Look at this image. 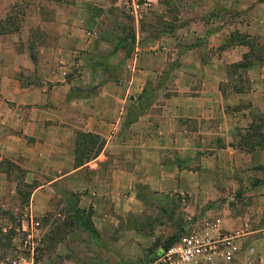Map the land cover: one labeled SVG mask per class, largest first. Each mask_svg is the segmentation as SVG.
I'll use <instances>...</instances> for the list:
<instances>
[{"label":"crops","instance_id":"0c3cea01","mask_svg":"<svg viewBox=\"0 0 264 264\" xmlns=\"http://www.w3.org/2000/svg\"><path fill=\"white\" fill-rule=\"evenodd\" d=\"M251 2L236 7L224 3L211 9L209 21L197 17L181 24L183 35L155 51L135 41L130 52L129 47L112 48L100 60L92 58L95 29L57 21L73 17L74 9L57 10L48 18L57 24V43L54 50L46 46L53 50L49 52L59 50L55 62L60 73H48L46 80L44 73H0V157L18 164L31 178L48 175L29 195L39 212L50 206L54 184L78 193L76 206L90 210L97 231L95 238H86L88 264H145L150 254L160 252L158 242L168 232L159 230L156 215L150 214L158 204L151 196L156 191L187 193L185 202L179 199L181 209H195L208 198L215 200L221 190L240 188L244 179L233 176L238 169L247 171L264 162V148L254 157L252 151L232 147L230 136L220 129L229 126L223 106L247 96L230 84L229 66L250 50L248 43L231 41L232 34L264 32V9L250 7ZM36 32L45 39L50 30L39 25ZM3 43L5 50H13L11 41ZM81 50L88 56H79ZM67 54H72L70 63ZM261 60L250 81L264 77ZM8 61L11 67H27L31 60L26 46L11 51ZM73 63L80 65L78 74L68 73ZM109 71L114 73L110 77ZM29 76L34 79L26 80ZM156 79L165 81L159 92L161 108L154 110L151 104L140 109L145 86ZM218 113L224 117L218 119ZM190 118L194 125L186 123ZM205 122L211 126L199 128ZM75 131L95 133L104 141L95 157L77 167ZM8 179L0 171V183ZM226 212L216 218L212 234L220 229L236 232L239 249L230 261L210 264H264V220L254 223L245 208ZM137 221L148 223L147 229Z\"/></svg>","mask_w":264,"mask_h":264},{"label":"rangeland","instance_id":"374dc122","mask_svg":"<svg viewBox=\"0 0 264 264\" xmlns=\"http://www.w3.org/2000/svg\"><path fill=\"white\" fill-rule=\"evenodd\" d=\"M248 1L0 0V26L15 27V30L0 32V73H44L45 80L48 73H60L61 69L55 62V57L60 56L59 50L55 49L54 52H49L54 50V44L57 43L58 28L57 24L49 21L48 18H53V13L57 10L74 9L73 14L71 13L73 17L65 19L64 16L61 17L58 14L57 17L60 16V18L57 21L68 24V20H70L71 25L95 29L97 47L91 55L92 58L100 60L110 54L113 51L112 48L118 47V44L121 43L129 47V52L131 44L135 41L138 42L140 48L155 51L164 46L166 41L177 40L180 34L183 35L182 31L185 30L179 29L181 24L188 23L189 20L197 17L209 21L212 18L211 9L223 7V4L228 2L231 6H237L247 4ZM251 3L250 7L264 9V0H252ZM39 25L49 27L50 32L45 39L36 32ZM262 33L260 35L235 31L232 34L231 41L239 40L248 43L250 50V53L247 52L246 60L249 62V67H234L232 64L229 66V73H232L230 84L235 90L247 94V96L239 98L235 103L224 105L225 117L221 113H218L219 118L217 117L218 119L224 117L229 125L220 128L222 132L230 136L231 140H228V143L236 149L254 152V157L259 153L257 150L264 148V77L261 79L251 78L250 81L249 75L259 72L257 64L260 61L258 59L263 60L264 58V32ZM130 35L134 36L133 42L129 40ZM24 38H30V40L24 41ZM4 40L11 41L12 49L16 52L26 46L31 60L27 67L21 64L11 67L8 64L10 52L13 50L10 52L5 50ZM116 41H118L117 44H115ZM43 43L45 46L50 44L53 50H49L50 46L40 45ZM88 54L82 50L78 53L81 57H87ZM66 57H69L70 63L72 54H67ZM70 65L68 73L78 74L80 65L74 66V63ZM113 74L112 71H109L108 76ZM33 79L34 77L29 76L26 80ZM255 80L258 87L254 86ZM163 85H165L163 79L147 83L144 93L139 99L140 109L142 107L149 108L151 104H154L152 107L154 110L161 108L163 100L159 92ZM78 93L79 91H74V94ZM187 120H189L186 121L189 126L196 122L194 118ZM210 124L205 122L199 128L205 129V126L210 127ZM205 145H208L207 142ZM262 153L264 154V149ZM21 170V172H12L8 180L0 183V264H13L12 261L19 257H24L25 264L90 263L91 260L85 258L88 254H84L87 249L86 238L89 235L73 223L72 214L75 204L69 194L72 191L54 184L53 191L49 192L50 206L39 212L35 206V199L32 200V205L29 203V198L27 203H19L15 184L17 181L27 179L37 186L47 179L48 175L39 174L38 177L31 178L33 176L26 175L23 168ZM246 170L242 169L240 172L238 169L233 174V176H240L239 178L244 179L241 185V187H245L244 190L241 187L232 191L231 189L221 190L215 200L208 198L204 204L196 206L195 209L193 207H188V210L181 209L183 206L179 204V199L182 198L185 202L188 199L187 193L177 196L172 189L168 191L163 189L152 194L151 196L158 204L153 205L150 214L156 215L155 225L159 230L164 229L168 232L166 239L158 242V246L163 248L171 240L187 234L214 235L212 229L217 225L213 224L217 222L216 218L219 216L227 215L225 209L232 211L245 208L254 223L263 222L264 162ZM20 189L24 190L25 188L20 186ZM167 199H176V201L164 202ZM182 214H186V217ZM137 224L145 230L148 227L146 222L137 221ZM217 231L220 234L229 232L221 229ZM261 247L264 252V239L261 241ZM150 256L149 260L155 255L150 254ZM251 264H255V262L253 261Z\"/></svg>","mask_w":264,"mask_h":264},{"label":"built area","instance_id":"2783aa9c","mask_svg":"<svg viewBox=\"0 0 264 264\" xmlns=\"http://www.w3.org/2000/svg\"><path fill=\"white\" fill-rule=\"evenodd\" d=\"M237 236L236 232L230 231L215 235H182L145 264H210L216 259L230 261L239 249V244L235 242ZM12 263L25 264L24 257Z\"/></svg>","mask_w":264,"mask_h":264},{"label":"trees","instance_id":"16d2710c","mask_svg":"<svg viewBox=\"0 0 264 264\" xmlns=\"http://www.w3.org/2000/svg\"><path fill=\"white\" fill-rule=\"evenodd\" d=\"M15 30V27H4L0 26V32L8 31V30ZM133 35H130V42H133ZM239 41V40H236ZM118 41L115 42L117 44ZM118 47L127 48L124 43L118 44ZM248 53L246 52L243 54L241 61L238 63H233L232 66L236 67H249V62H247ZM259 58L258 60H260ZM142 109V108H141ZM103 138L95 133H91L88 131H75V141H74V158H73V167L80 166L90 160L91 158L95 157L98 152L100 151L103 145ZM264 145V142H263ZM0 171L4 172L9 178L12 172H21V168L15 162L0 157ZM20 186H23L25 189H20ZM35 187V184L32 182H25L23 179L21 181H17L15 184V191L18 195L19 203L24 204L27 203L29 195L32 189ZM70 196H72L74 200L75 207L73 208V223L75 226L79 227L81 231L88 234L90 237L95 238L97 235V231L93 227L91 220H90V210L84 208H78L76 206L78 201V193L70 192ZM174 240H171L167 245H169ZM166 245V246H167ZM165 246V247H166Z\"/></svg>","mask_w":264,"mask_h":264}]
</instances>
